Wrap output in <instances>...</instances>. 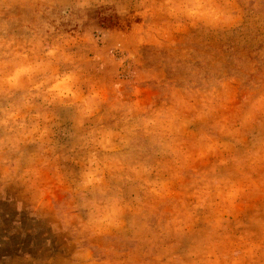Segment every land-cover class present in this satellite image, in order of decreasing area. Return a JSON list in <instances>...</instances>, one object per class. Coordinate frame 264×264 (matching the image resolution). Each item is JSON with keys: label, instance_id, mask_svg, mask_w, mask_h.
I'll return each instance as SVG.
<instances>
[{"label": "rangeland", "instance_id": "374dc122", "mask_svg": "<svg viewBox=\"0 0 264 264\" xmlns=\"http://www.w3.org/2000/svg\"><path fill=\"white\" fill-rule=\"evenodd\" d=\"M0 264H264V0H0Z\"/></svg>", "mask_w": 264, "mask_h": 264}, {"label": "trees", "instance_id": "16d2710c", "mask_svg": "<svg viewBox=\"0 0 264 264\" xmlns=\"http://www.w3.org/2000/svg\"><path fill=\"white\" fill-rule=\"evenodd\" d=\"M108 24L107 25H111L110 22H107Z\"/></svg>", "mask_w": 264, "mask_h": 264}]
</instances>
